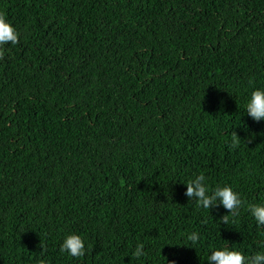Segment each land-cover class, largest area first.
Returning <instances> with one entry per match:
<instances>
[{
  "label": "trees",
  "instance_id": "trees-1",
  "mask_svg": "<svg viewBox=\"0 0 264 264\" xmlns=\"http://www.w3.org/2000/svg\"><path fill=\"white\" fill-rule=\"evenodd\" d=\"M0 14L19 33L0 46V264L264 252L249 210L264 119L246 111L264 89V0H0ZM200 174L239 194L238 215L189 201ZM73 233L83 257L60 251Z\"/></svg>",
  "mask_w": 264,
  "mask_h": 264
},
{
  "label": "clouds",
  "instance_id": "clouds-1",
  "mask_svg": "<svg viewBox=\"0 0 264 264\" xmlns=\"http://www.w3.org/2000/svg\"><path fill=\"white\" fill-rule=\"evenodd\" d=\"M9 42L17 44L19 42V33L11 22H9L3 14H0V46L6 45ZM3 58V49L0 47V59ZM248 115L260 122L264 119V89H256L252 91L250 98L246 105ZM240 136L235 131L232 135V146L236 147L240 143ZM248 141L251 143V139ZM205 176L200 174L194 179L186 183V191L184 195L190 200H195L197 205L204 209H212L213 207L222 206L227 213L233 216L238 215L243 201L239 194L233 190L231 186L225 185L223 187H216L211 193L205 184ZM251 214L256 219L259 225H264V204L249 205ZM225 224L228 222V215H223L220 218ZM188 240L193 244L199 241V235L192 233ZM144 246L138 245L132 253V257L139 259L144 255ZM61 252H67L72 257H83L86 253L85 241L79 234L68 235L61 247ZM207 260L209 264H264V252H258L253 256L246 258L245 255L238 250H232L228 247L217 249L213 251ZM169 264H176L170 261Z\"/></svg>",
  "mask_w": 264,
  "mask_h": 264
}]
</instances>
